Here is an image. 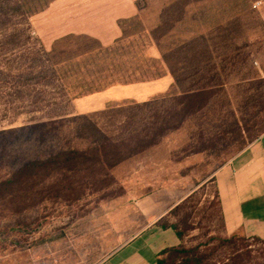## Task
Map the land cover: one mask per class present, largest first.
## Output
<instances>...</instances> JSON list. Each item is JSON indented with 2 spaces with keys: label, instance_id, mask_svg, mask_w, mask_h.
<instances>
[{
  "label": "rangeland",
  "instance_id": "1",
  "mask_svg": "<svg viewBox=\"0 0 264 264\" xmlns=\"http://www.w3.org/2000/svg\"><path fill=\"white\" fill-rule=\"evenodd\" d=\"M17 2L0 14V181L28 160L76 158L61 176L30 167L0 190V264H96L135 225L110 230L107 208L142 199L161 205L158 224L175 227L189 255L221 264L231 249L212 179L264 134V0H138L108 45L87 35L45 45ZM163 73L171 86L147 100L171 109L162 126L180 124L160 136L136 133L149 113L130 98L74 113L77 97ZM245 238L264 260V241Z\"/></svg>",
  "mask_w": 264,
  "mask_h": 264
},
{
  "label": "crops",
  "instance_id": "2",
  "mask_svg": "<svg viewBox=\"0 0 264 264\" xmlns=\"http://www.w3.org/2000/svg\"><path fill=\"white\" fill-rule=\"evenodd\" d=\"M137 13L138 0H51L32 18L45 45L67 35H87L108 45L121 36L122 21ZM172 81L163 73L152 80L114 84L75 98L74 113L99 111L116 99L143 102L165 92ZM212 182L224 233L264 239V134L217 168ZM133 204L117 201L107 208L110 230L124 222L135 225L96 264H156L164 249L180 244L172 227L158 224L166 213L161 205L145 199Z\"/></svg>",
  "mask_w": 264,
  "mask_h": 264
},
{
  "label": "trees",
  "instance_id": "3",
  "mask_svg": "<svg viewBox=\"0 0 264 264\" xmlns=\"http://www.w3.org/2000/svg\"><path fill=\"white\" fill-rule=\"evenodd\" d=\"M22 2H25V0H22ZM18 0L16 3L15 7H12V9H15V12H21L24 16H30L33 15L34 13H37L38 11L42 10L36 9V10H31L30 12L26 11H21V8L24 3H22ZM9 5V0H0V14L2 13L3 15L7 14L9 11L8 7ZM162 75V74H161ZM158 75L157 77L161 76ZM182 98L177 97L172 98V103L170 104L173 106V102L177 101L182 102L184 99L189 97L188 92H184L182 94ZM156 98L150 99V100H145L141 103H135V106L140 109V108H145L146 111L149 113L148 120L145 122L141 123V125L138 126V131L136 133L141 132L145 135L150 133V135L157 134V136L162 135L165 131L172 130L176 128L179 124L180 121L174 124H169L166 126H162L159 120L165 115L169 116L172 112L170 111L171 109H166V107H161L162 105L160 104L158 107L155 104ZM182 107H185L182 106ZM160 109V110H159ZM159 113H162L160 116ZM179 123V124H178ZM52 124V123H51ZM161 128V130H159ZM108 140L105 137H103L101 140L96 139L94 142L97 144L100 141ZM75 151H70V157L66 158L67 154L65 153H58L54 156H50L47 159L43 161H38V160H28L26 161L16 172L12 173L9 177L3 179L0 181V190L1 189H6V188H12L13 184H15L16 181L20 180V177H26L28 174V171L30 167H44L47 166L48 164L54 165L56 169V173L58 176H61L63 172L61 170H65L66 167V162L69 161L70 159H74ZM75 160V159H74ZM23 180V179H22ZM25 181V180H24ZM186 199L182 200L179 204L174 206L175 208H179L181 205L185 203ZM174 231L176 232L177 236L181 237L180 233L176 231L175 227H172ZM254 239H259L256 237H253ZM264 241V239H259ZM224 245L228 246L231 249V253L225 257V259L221 262V264H264V260L259 259L258 257H252L250 254V250L248 249V244L246 243V238L245 236L239 235V234H232L229 235L227 238L224 239ZM205 256H199L198 254H191L189 255L188 252L184 249H182L181 245L178 244L176 247L172 248H167L164 249L160 253V257L157 259L156 264H202L203 260L205 259Z\"/></svg>",
  "mask_w": 264,
  "mask_h": 264
}]
</instances>
